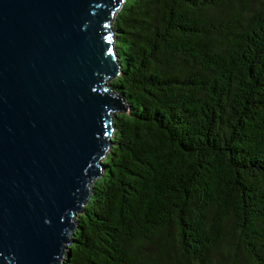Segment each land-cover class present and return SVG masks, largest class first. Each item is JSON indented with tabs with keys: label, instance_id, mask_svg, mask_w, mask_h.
I'll return each mask as SVG.
<instances>
[{
	"label": "trees",
	"instance_id": "1",
	"mask_svg": "<svg viewBox=\"0 0 264 264\" xmlns=\"http://www.w3.org/2000/svg\"><path fill=\"white\" fill-rule=\"evenodd\" d=\"M101 173L61 264H264V0H122Z\"/></svg>",
	"mask_w": 264,
	"mask_h": 264
},
{
	"label": "water",
	"instance_id": "2",
	"mask_svg": "<svg viewBox=\"0 0 264 264\" xmlns=\"http://www.w3.org/2000/svg\"><path fill=\"white\" fill-rule=\"evenodd\" d=\"M122 0H0V264H61L127 106Z\"/></svg>",
	"mask_w": 264,
	"mask_h": 264
},
{
	"label": "rangeland",
	"instance_id": "3",
	"mask_svg": "<svg viewBox=\"0 0 264 264\" xmlns=\"http://www.w3.org/2000/svg\"><path fill=\"white\" fill-rule=\"evenodd\" d=\"M110 82H111V81H110ZM115 114H117V113H115ZM115 114H114V115H115ZM112 121H113V117H112ZM81 211H82V210H81ZM78 214H80V213H78ZM78 214H77V215H78Z\"/></svg>",
	"mask_w": 264,
	"mask_h": 264
}]
</instances>
